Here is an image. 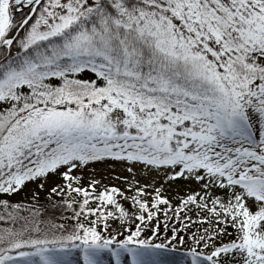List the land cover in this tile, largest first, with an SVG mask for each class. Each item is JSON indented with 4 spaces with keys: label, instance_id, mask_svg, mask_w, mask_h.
Wrapping results in <instances>:
<instances>
[{
    "label": "snow or ice",
    "instance_id": "6c2138e0",
    "mask_svg": "<svg viewBox=\"0 0 264 264\" xmlns=\"http://www.w3.org/2000/svg\"><path fill=\"white\" fill-rule=\"evenodd\" d=\"M0 264H264V0H0Z\"/></svg>",
    "mask_w": 264,
    "mask_h": 264
},
{
    "label": "rangeland",
    "instance_id": "374dc122",
    "mask_svg": "<svg viewBox=\"0 0 264 264\" xmlns=\"http://www.w3.org/2000/svg\"><path fill=\"white\" fill-rule=\"evenodd\" d=\"M120 174L122 177L123 175L126 174H122L119 172V170H117L116 172H111L109 170H103L100 174H98L97 178H104V177H112V179H105L104 182L105 183H109V184H117V182L115 181L114 177ZM117 186L120 187H124V185L122 184H117ZM35 188V185H30L29 189L25 192H22L19 196L15 197L16 201H25V199H31V191ZM42 202H43V197H42Z\"/></svg>",
    "mask_w": 264,
    "mask_h": 264
},
{
    "label": "trees",
    "instance_id": "16d2710c",
    "mask_svg": "<svg viewBox=\"0 0 264 264\" xmlns=\"http://www.w3.org/2000/svg\"><path fill=\"white\" fill-rule=\"evenodd\" d=\"M53 210L51 209V207L49 206V212L51 213ZM57 216H59V213H57Z\"/></svg>",
    "mask_w": 264,
    "mask_h": 264
}]
</instances>
